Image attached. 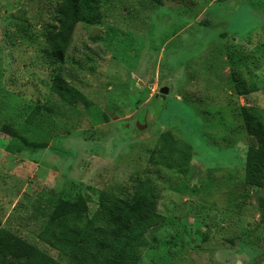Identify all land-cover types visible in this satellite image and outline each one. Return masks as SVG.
<instances>
[{
  "label": "rangeland",
  "instance_id": "1",
  "mask_svg": "<svg viewBox=\"0 0 264 264\" xmlns=\"http://www.w3.org/2000/svg\"><path fill=\"white\" fill-rule=\"evenodd\" d=\"M29 5L0 0V228L57 257L53 230L76 239L59 201L81 198L91 216L138 175L159 190L162 217L138 264H264V187L243 182L256 142L237 116L264 111V0H111L102 23L76 25L62 62L16 32ZM56 74L92 106L64 105ZM241 82L256 91L240 95ZM36 105L53 110L33 127ZM165 130L191 146L185 176L150 162Z\"/></svg>",
  "mask_w": 264,
  "mask_h": 264
},
{
  "label": "trees",
  "instance_id": "2",
  "mask_svg": "<svg viewBox=\"0 0 264 264\" xmlns=\"http://www.w3.org/2000/svg\"><path fill=\"white\" fill-rule=\"evenodd\" d=\"M109 1L28 0V8L33 14L26 16L25 11L19 9L20 16H16L18 23L14 24V28L31 43L42 38V52L51 60L62 62L76 25L102 23ZM256 89L253 82L248 87L241 82L239 94H250ZM50 90L69 107L81 105L87 108L93 104L59 74L53 77ZM52 110L36 105L25 118V123L37 127V118L42 117L43 112L51 113ZM237 116L241 118L247 135L256 142L245 153L243 182L250 188H263L264 111L252 106L240 107ZM3 132L12 138H20L8 125H4ZM191 156L190 144L174 138L170 131L165 130L157 138L150 153V162L185 176L190 168ZM131 182L129 191L121 189L117 194L102 193L98 201L99 209L91 216L86 213L81 198L77 202L59 201L58 208L67 217L62 232L73 234L76 239L70 242L69 238L56 235L57 230H53L51 238L57 244L52 240L48 245L58 250L57 257L16 232L0 228V264H138L140 250L148 246L147 232L158 226L162 217L157 211L159 190L156 185L138 175ZM259 203L264 217V199L260 198ZM48 226H51V221L43 223L40 229Z\"/></svg>",
  "mask_w": 264,
  "mask_h": 264
},
{
  "label": "water",
  "instance_id": "3",
  "mask_svg": "<svg viewBox=\"0 0 264 264\" xmlns=\"http://www.w3.org/2000/svg\"><path fill=\"white\" fill-rule=\"evenodd\" d=\"M167 91H168L167 87H162V88L160 89L161 97L164 98V94H166ZM145 115H146V112H145L144 110H142V115H141V117L143 118V119H142V122H143L144 119H145ZM144 122H145V121H144Z\"/></svg>",
  "mask_w": 264,
  "mask_h": 264
}]
</instances>
